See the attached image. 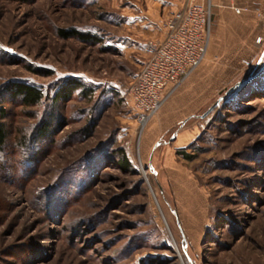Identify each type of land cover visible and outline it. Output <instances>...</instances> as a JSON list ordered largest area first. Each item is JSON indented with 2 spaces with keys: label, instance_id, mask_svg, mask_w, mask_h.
I'll use <instances>...</instances> for the list:
<instances>
[{
  "label": "rangeland",
  "instance_id": "1",
  "mask_svg": "<svg viewBox=\"0 0 264 264\" xmlns=\"http://www.w3.org/2000/svg\"><path fill=\"white\" fill-rule=\"evenodd\" d=\"M136 4L0 0V264H264V18L213 17L204 60L142 126ZM72 79L93 95L55 102Z\"/></svg>",
  "mask_w": 264,
  "mask_h": 264
},
{
  "label": "built area",
  "instance_id": "2",
  "mask_svg": "<svg viewBox=\"0 0 264 264\" xmlns=\"http://www.w3.org/2000/svg\"><path fill=\"white\" fill-rule=\"evenodd\" d=\"M235 10L241 12L239 8ZM212 27V0H185L180 9L162 21V37L148 42L150 56L126 90V98L140 125H145L167 97L200 66L209 47ZM260 41L258 38L257 42Z\"/></svg>",
  "mask_w": 264,
  "mask_h": 264
},
{
  "label": "crops",
  "instance_id": "3",
  "mask_svg": "<svg viewBox=\"0 0 264 264\" xmlns=\"http://www.w3.org/2000/svg\"><path fill=\"white\" fill-rule=\"evenodd\" d=\"M185 0H146V8L139 7L136 4L134 12L129 13L128 24L136 26L135 35H127L132 43L133 47L140 48V53L147 56L150 54V49L146 45L148 38L141 39L140 36L157 38L163 35V30L159 21L161 18L167 16L169 13L180 9ZM213 2V17H238L239 15L253 14L258 17L264 18V0H212ZM236 8L241 9V12L237 13ZM246 10H242L245 9Z\"/></svg>",
  "mask_w": 264,
  "mask_h": 264
},
{
  "label": "trees",
  "instance_id": "4",
  "mask_svg": "<svg viewBox=\"0 0 264 264\" xmlns=\"http://www.w3.org/2000/svg\"><path fill=\"white\" fill-rule=\"evenodd\" d=\"M17 1H32V0H17ZM61 35L64 37H68L70 35L76 36L82 40L89 41L94 39L93 35L90 33H82L78 32L76 30H71L70 32L62 30ZM13 93L20 98L21 104L27 107H32L37 104H39L43 98V92L42 90L34 85L24 83V82H17L12 87ZM78 92L81 96H89L91 97L93 95L92 88H87L84 83L79 79H72L65 83H63L56 91L54 100L55 102L59 100H64L68 97H71L72 94L75 92ZM6 117L5 111L3 109H0V158L3 155L5 146L8 142V131L6 128L5 123L3 122V119ZM49 130V126H43L42 130L40 131V134L45 135L47 131ZM26 138V137H25ZM180 154H182L185 158L191 159V155L185 154L184 151H180ZM121 167L122 168H129L132 166V163L130 162V159L127 157L126 154H121ZM34 161V157L30 156L27 158V162Z\"/></svg>",
  "mask_w": 264,
  "mask_h": 264
},
{
  "label": "water",
  "instance_id": "5",
  "mask_svg": "<svg viewBox=\"0 0 264 264\" xmlns=\"http://www.w3.org/2000/svg\"><path fill=\"white\" fill-rule=\"evenodd\" d=\"M241 83L238 82L237 84H235L232 88H230L226 94L230 93L232 90H234L237 86H239ZM223 99V96H221L218 100H216L209 108L206 112H204L201 117H205L207 116L210 112H212L216 106H218L219 102Z\"/></svg>",
  "mask_w": 264,
  "mask_h": 264
}]
</instances>
